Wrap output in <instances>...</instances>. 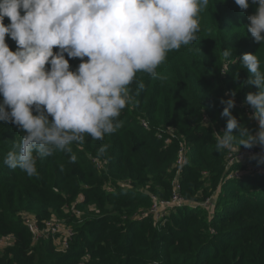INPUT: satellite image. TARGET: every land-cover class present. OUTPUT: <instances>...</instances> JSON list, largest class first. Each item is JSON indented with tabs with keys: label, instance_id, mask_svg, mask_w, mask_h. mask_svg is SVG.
Instances as JSON below:
<instances>
[{
	"label": "trees",
	"instance_id": "obj_1",
	"mask_svg": "<svg viewBox=\"0 0 264 264\" xmlns=\"http://www.w3.org/2000/svg\"><path fill=\"white\" fill-rule=\"evenodd\" d=\"M249 3L242 12L234 0H209L199 13V38L167 54L157 68L162 79L137 73L145 88L136 95L133 84L129 94L134 101L116 118L122 127L102 141L85 133L82 143L71 145L75 163L69 154L56 151L38 160L37 174L31 177L7 167L4 158L23 133L12 123L0 122V237H14L13 244L0 251V264H264V173L229 179L238 164L228 165L229 151L217 152L213 136L226 128L222 98L235 100L232 114L255 133L244 111L253 109L243 101L256 89L244 85L250 74L240 65V57L257 54L264 68V45L244 28L256 8ZM4 23H10L8 17ZM5 40L15 51V41L8 36ZM228 47L237 62L223 74L221 53ZM79 63V58L70 59V70ZM237 72L239 80L234 79ZM139 117L148 130L139 127ZM104 144L108 150L101 156L98 150ZM180 145L187 162L176 169ZM92 160L102 162L105 170H98ZM259 160L248 162L257 166ZM175 176L181 197L194 205L173 210L163 227L150 216L133 218L150 209L148 194L169 199ZM117 181L128 186L119 187ZM80 195V215L87 211L79 222L71 205ZM214 197L207 216L196 202L208 203ZM51 215L74 223L65 251L50 239L33 243L23 226L25 216L40 224Z\"/></svg>",
	"mask_w": 264,
	"mask_h": 264
},
{
	"label": "clouds",
	"instance_id": "obj_2",
	"mask_svg": "<svg viewBox=\"0 0 264 264\" xmlns=\"http://www.w3.org/2000/svg\"><path fill=\"white\" fill-rule=\"evenodd\" d=\"M234 2L242 12L250 7L249 0ZM251 4L255 12L244 28L264 45V0ZM208 5L209 0H0V122L23 133L3 163L31 177L38 160L56 151L75 163L71 145L82 143L85 133L97 141L115 133L122 127L116 118L134 101L133 84L136 95L145 88L137 73L162 79L157 68L170 51L199 38V13ZM6 36L15 41V51ZM221 54L225 69L237 62L231 47ZM74 58L80 63L73 71ZM240 65L250 74L244 85L256 89L243 103L253 109L250 119L258 128L253 134L242 125L231 111L235 100L222 98L226 128L213 133L216 151H235L238 162L241 145L264 150V68L252 53H244ZM107 150L104 144L98 152Z\"/></svg>",
	"mask_w": 264,
	"mask_h": 264
},
{
	"label": "built area",
	"instance_id": "obj_3",
	"mask_svg": "<svg viewBox=\"0 0 264 264\" xmlns=\"http://www.w3.org/2000/svg\"><path fill=\"white\" fill-rule=\"evenodd\" d=\"M244 111L249 117H251L252 112H253L252 110L245 107ZM251 121H253L254 123H258L257 121H254L252 119ZM137 123L139 127L142 128L143 130H148L149 128L148 123L142 117L137 118ZM160 136L161 135L158 134L159 138ZM164 143L165 144L169 143L168 137L164 140ZM179 147L180 148L177 152L175 163H174V168L176 169H180L187 162L185 150L183 149L182 145H180ZM253 155L260 156L261 152L247 151V152H238L237 154L239 161L243 158L254 157ZM256 158H259V157H256ZM226 159H227V163L229 166L234 164L235 162H238L236 160V153H228L226 156ZM92 161L94 162L98 170L102 169V166L99 162L95 160H92ZM240 175L241 174L239 172H231L227 177L229 179H232V178H237ZM117 186L126 187L128 185L126 182V184H119ZM172 188L173 189H172L171 196L167 200H162L152 194H148V196L152 200L151 206L148 212H150L155 219L156 218L161 219L170 210H173V209L176 210L178 208L188 206L186 204L187 202L184 201L183 198L181 197L180 185L176 179V176L174 177L172 181ZM109 190L110 191L115 190V188L109 187ZM208 204L209 203L205 202V204L203 205L199 204V205L203 208L205 206H208ZM22 222H23V226L30 233L33 243H36L40 240L50 239L52 243L54 244V246L60 251L67 250L70 240L74 235V231L70 225L66 224L65 222L61 220H57L54 218L48 219L38 224L32 216H25ZM13 242H14L13 236L0 237V251L6 247L11 246Z\"/></svg>",
	"mask_w": 264,
	"mask_h": 264
},
{
	"label": "rangeland",
	"instance_id": "obj_4",
	"mask_svg": "<svg viewBox=\"0 0 264 264\" xmlns=\"http://www.w3.org/2000/svg\"><path fill=\"white\" fill-rule=\"evenodd\" d=\"M240 107L243 108L244 106L243 105H240ZM248 123L254 127V132H255L257 130V128H258V123H254L253 121H251L250 117L248 119ZM247 151L261 152V155L264 156V150H262L261 148L260 149H255V148L242 149L241 148L239 150V152H247ZM228 153H235V151L228 152ZM261 155L260 156L253 155L254 157L243 158L239 162H235L234 163V166L236 164H238V167H237V169H233L232 172H239L241 175H244V174L254 175V174L264 173V166L262 165V163H260V165H257L256 166V165H252L250 162H248L249 160H251L253 158H256V157H259L260 158ZM100 164H101V166H103L102 170L104 171L105 169H104L103 163L100 162ZM117 184H126V183H122V182L117 181ZM82 198L83 197L81 195L78 196L77 197L78 200L75 201V203H73L71 205V207L73 208V211L76 212V215H74V216H75L76 219H78L79 222H80V220H79L80 218H82L83 216L85 217L86 211H87V210L84 211V213H85L84 215H80L79 214V213H81V211L79 210V208H77V205H78V201L79 200H82ZM214 202H215V197L211 201L208 202L210 204L209 206H205V207H203V209H201L202 210V213L203 214L207 213V216H209L212 213V210L214 208L213 207L214 206ZM186 204L187 205H190V206H193L194 205L193 203H186ZM196 204H202L203 205V204H205V202L198 200L196 202ZM173 210H175V209H173ZM173 210L168 211L165 214V216L162 217L161 219H157V218L155 219L150 212H145V211L144 212H141V214H138V215L134 216L133 218H135V217L137 218L140 215H143V216H146V217H149L150 216L152 218V221L154 222L155 225H158V226H162L163 227L165 225V223H166V219H167L168 215H170V213ZM64 212H67V209H65ZM51 218H54V219L61 220V221L65 222V220L63 218L57 217L55 215H51V217L49 219H51ZM68 225L72 226V225H74V223L71 222V224H68Z\"/></svg>",
	"mask_w": 264,
	"mask_h": 264
}]
</instances>
